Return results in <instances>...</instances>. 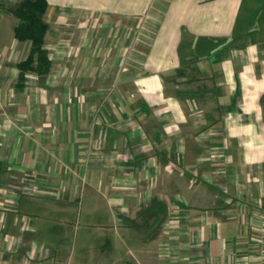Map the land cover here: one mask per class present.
<instances>
[{
    "label": "crops",
    "instance_id": "1",
    "mask_svg": "<svg viewBox=\"0 0 264 264\" xmlns=\"http://www.w3.org/2000/svg\"><path fill=\"white\" fill-rule=\"evenodd\" d=\"M20 1L0 0V264H264L260 1L155 3L129 70L111 29L153 0H46L50 72L24 77Z\"/></svg>",
    "mask_w": 264,
    "mask_h": 264
},
{
    "label": "trees",
    "instance_id": "2",
    "mask_svg": "<svg viewBox=\"0 0 264 264\" xmlns=\"http://www.w3.org/2000/svg\"><path fill=\"white\" fill-rule=\"evenodd\" d=\"M47 9L46 0H22L11 10L20 22L15 28V38L20 42H30L32 46L27 60L19 65L21 77L28 72L39 75L50 72L51 62L45 50V37L49 30L44 20Z\"/></svg>",
    "mask_w": 264,
    "mask_h": 264
},
{
    "label": "rangeland",
    "instance_id": "3",
    "mask_svg": "<svg viewBox=\"0 0 264 264\" xmlns=\"http://www.w3.org/2000/svg\"><path fill=\"white\" fill-rule=\"evenodd\" d=\"M259 9L263 11L264 9V0H259ZM86 20L88 19L87 16H85ZM84 21V20H82ZM126 21V22H124ZM129 20H123V23L120 22H116L114 25V28L111 29V32L114 35V39H117V42L120 43V45L124 42L123 46H124V50H123V54L124 57L126 58V60L124 61L125 64L123 65V67L126 69L128 67L129 70H133L137 68V63L134 62L132 60V56H135L137 54H139L140 52L138 51V47L140 46V42L137 40L138 39V20H133L130 19ZM72 23H76V25L80 24L81 22L79 20H72ZM122 23V24H121ZM100 23L97 22V26L95 27V29H100L99 28ZM94 29V27L92 28ZM155 38V37H154ZM154 38H152V40L149 41V43H152L154 41ZM138 41V42H137ZM142 45V44H141ZM130 67V68H129ZM210 152V153H209ZM217 149L213 148V149H209L207 155L205 156V158H207L208 161L213 159L214 154L219 155L221 152L217 153ZM223 154V152L221 153ZM219 172H223L221 170H219ZM83 195V194H82ZM83 199V196H82ZM81 199V200H82ZM73 225L75 227H72L73 229H76V231L79 232V236H82V233L86 230H88L85 226L88 225L87 222H85V219L82 218H76L73 221ZM70 245V251L69 253H71V251L73 250L74 247V242H73V236H72V240L69 243Z\"/></svg>",
    "mask_w": 264,
    "mask_h": 264
},
{
    "label": "built area",
    "instance_id": "4",
    "mask_svg": "<svg viewBox=\"0 0 264 264\" xmlns=\"http://www.w3.org/2000/svg\"><path fill=\"white\" fill-rule=\"evenodd\" d=\"M168 1L169 0H153L151 8L148 12L145 15L136 18V20L139 21L137 25L139 31L137 40L140 44L145 42V37L148 39L152 38L155 27L162 21V13L160 14L159 12H154L153 6H155V3L158 2L165 5Z\"/></svg>",
    "mask_w": 264,
    "mask_h": 264
}]
</instances>
